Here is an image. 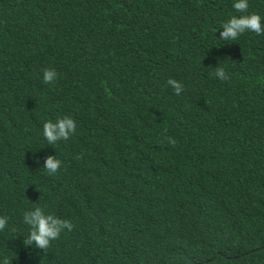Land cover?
I'll use <instances>...</instances> for the list:
<instances>
[{"label": "trees", "instance_id": "1", "mask_svg": "<svg viewBox=\"0 0 264 264\" xmlns=\"http://www.w3.org/2000/svg\"><path fill=\"white\" fill-rule=\"evenodd\" d=\"M233 15L232 0H0V257L264 264V34L217 39ZM65 115L75 132L49 145L42 123ZM37 204L72 225L45 250L23 244Z\"/></svg>", "mask_w": 264, "mask_h": 264}, {"label": "clouds", "instance_id": "2", "mask_svg": "<svg viewBox=\"0 0 264 264\" xmlns=\"http://www.w3.org/2000/svg\"><path fill=\"white\" fill-rule=\"evenodd\" d=\"M232 8L239 15L231 16L227 21L221 23V30L217 39L222 41H236L239 36L245 32H254L257 35L264 34V17L255 12H246L248 9V0H232ZM214 75L220 80L228 79L224 67L219 65L212 67ZM57 72L54 68H46L42 71L41 79L46 84L54 83L57 79ZM167 85L170 86L176 94L182 91V85L169 79ZM76 122L68 115L57 118L55 121L46 120L42 123L41 134L49 145L55 144L58 140H67L75 132ZM39 163V159H37ZM61 161L56 155H48L43 159L42 168L49 174L57 172ZM20 223L26 226V236L23 238V244L35 246L36 249L45 250L49 247L52 240H55L65 230H71V223L66 219H60L53 214L48 213L44 207L36 205L27 208L21 214ZM9 228V217L0 215V232ZM0 264H10L7 257H0Z\"/></svg>", "mask_w": 264, "mask_h": 264}]
</instances>
